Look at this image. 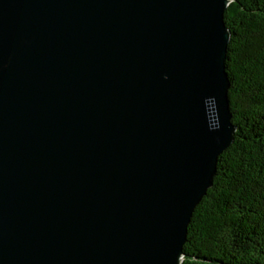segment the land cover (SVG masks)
Listing matches in <instances>:
<instances>
[{
	"label": "water",
	"instance_id": "water-1",
	"mask_svg": "<svg viewBox=\"0 0 264 264\" xmlns=\"http://www.w3.org/2000/svg\"><path fill=\"white\" fill-rule=\"evenodd\" d=\"M232 0H0V264H181L234 141Z\"/></svg>",
	"mask_w": 264,
	"mask_h": 264
},
{
	"label": "trees",
	"instance_id": "trees-1",
	"mask_svg": "<svg viewBox=\"0 0 264 264\" xmlns=\"http://www.w3.org/2000/svg\"><path fill=\"white\" fill-rule=\"evenodd\" d=\"M224 17L236 130L194 210L181 264H264V0H232Z\"/></svg>",
	"mask_w": 264,
	"mask_h": 264
}]
</instances>
